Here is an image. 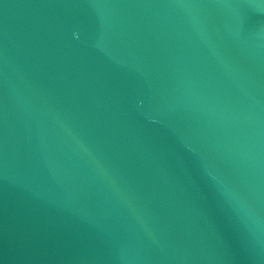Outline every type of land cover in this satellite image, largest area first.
Here are the masks:
<instances>
[{
	"label": "water",
	"instance_id": "95a60500",
	"mask_svg": "<svg viewBox=\"0 0 264 264\" xmlns=\"http://www.w3.org/2000/svg\"><path fill=\"white\" fill-rule=\"evenodd\" d=\"M0 264H264V0H0Z\"/></svg>",
	"mask_w": 264,
	"mask_h": 264
}]
</instances>
